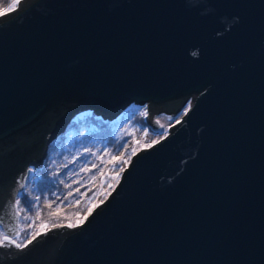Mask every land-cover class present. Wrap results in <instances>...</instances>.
Listing matches in <instances>:
<instances>
[{"label":"water","instance_id":"1","mask_svg":"<svg viewBox=\"0 0 264 264\" xmlns=\"http://www.w3.org/2000/svg\"><path fill=\"white\" fill-rule=\"evenodd\" d=\"M131 104L153 128L183 112L81 222L19 244L17 194L49 143L81 111ZM0 229V264H264V0L1 12Z\"/></svg>","mask_w":264,"mask_h":264},{"label":"trees","instance_id":"2","mask_svg":"<svg viewBox=\"0 0 264 264\" xmlns=\"http://www.w3.org/2000/svg\"><path fill=\"white\" fill-rule=\"evenodd\" d=\"M17 0H0V13ZM145 107L127 106L114 119L102 118L87 109L76 114L65 131L50 143L39 168L31 167L24 187L17 194L20 220L16 241L59 224L75 225L89 208L115 185L139 139L135 127L158 132L146 124ZM111 170H114L111 173ZM0 236L2 231L0 229Z\"/></svg>","mask_w":264,"mask_h":264},{"label":"rangeland","instance_id":"3","mask_svg":"<svg viewBox=\"0 0 264 264\" xmlns=\"http://www.w3.org/2000/svg\"><path fill=\"white\" fill-rule=\"evenodd\" d=\"M16 2L17 1H15V4L12 6V8L16 5ZM142 106L145 107V105H142ZM182 112H183V109H181L175 115L168 114V113H165V112L156 113L155 114V118L159 122V127L153 128L151 126V128L152 129H159L160 131H158V132L142 130L139 127H135L134 128V132L136 133V135H138L139 139L137 141L136 150L134 152L140 150L141 147H148L151 144H153L154 142H156L157 140H159L160 138H162L167 133V130H168L169 125H171L172 123H174L175 121H177L178 118L180 117V115L182 114ZM131 155L129 156V155L125 154L123 156V158H125L126 160H129L130 157H131ZM113 172H114V170H111V173H113ZM18 206L20 207V204L19 203H18ZM89 206H90V200H88V201H86L84 203L83 208L81 210L82 213H85V216L93 208V207L89 208ZM23 223H24V221L19 219V225L20 224H23ZM28 239L29 238H27V237L24 238L20 244L25 243Z\"/></svg>","mask_w":264,"mask_h":264},{"label":"snow or ice","instance_id":"4","mask_svg":"<svg viewBox=\"0 0 264 264\" xmlns=\"http://www.w3.org/2000/svg\"><path fill=\"white\" fill-rule=\"evenodd\" d=\"M9 9H5L4 11H8ZM10 240V237L4 236L2 240H0V243L7 242ZM12 243H15L14 240H11ZM20 247H23V245H19Z\"/></svg>","mask_w":264,"mask_h":264},{"label":"flooded vegetation","instance_id":"5","mask_svg":"<svg viewBox=\"0 0 264 264\" xmlns=\"http://www.w3.org/2000/svg\"><path fill=\"white\" fill-rule=\"evenodd\" d=\"M16 237H17V235L15 236V240H16ZM1 238V237H0ZM20 244V243H19Z\"/></svg>","mask_w":264,"mask_h":264},{"label":"bare ground","instance_id":"6","mask_svg":"<svg viewBox=\"0 0 264 264\" xmlns=\"http://www.w3.org/2000/svg\"><path fill=\"white\" fill-rule=\"evenodd\" d=\"M133 105V104H132Z\"/></svg>","mask_w":264,"mask_h":264}]
</instances>
